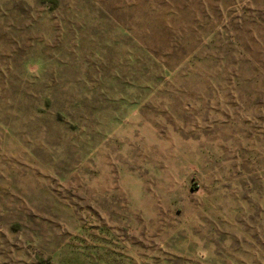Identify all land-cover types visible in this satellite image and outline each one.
I'll return each mask as SVG.
<instances>
[{"label":"rangeland","instance_id":"rangeland-1","mask_svg":"<svg viewBox=\"0 0 264 264\" xmlns=\"http://www.w3.org/2000/svg\"><path fill=\"white\" fill-rule=\"evenodd\" d=\"M0 264H264V0H0Z\"/></svg>","mask_w":264,"mask_h":264}]
</instances>
